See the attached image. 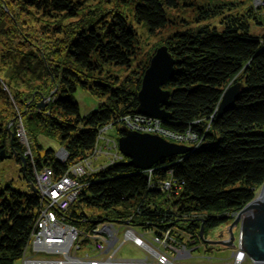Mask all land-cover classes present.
Segmentation results:
<instances>
[{
  "label": "trees",
  "instance_id": "1",
  "mask_svg": "<svg viewBox=\"0 0 264 264\" xmlns=\"http://www.w3.org/2000/svg\"><path fill=\"white\" fill-rule=\"evenodd\" d=\"M17 2L24 12L54 19L40 33L60 44L57 57L65 59L50 71L38 57L40 51L31 46L37 51L32 73L38 72L43 82L29 93L19 95L0 77V95L8 105L0 118V152L8 149L16 154L25 184L23 188L10 181L0 183V264L21 260L35 232L43 201L31 188L35 185L33 171L50 168L57 179L70 166L93 155L104 129L114 128L118 138L123 136L128 130L123 120L139 115L137 94L149 64L133 68L138 36L117 10L107 19L100 16L96 21L83 19L61 27L57 22L63 17L78 20L81 6L76 0ZM178 6L179 0H136L133 17L154 33L167 26L168 10ZM231 8L228 3L200 8L198 20L203 24L175 32L164 42L175 61V73L162 87L170 97L163 107L169 118L161 125L175 136L193 137L190 151L162 159L149 170L136 169L123 157L84 176L75 201L60 215L77 230L79 242L86 241L99 226L128 222L131 228L158 236L183 231L189 234L186 246L190 248L201 242L202 224L205 238L209 230L231 220L256 196L264 183V39L252 35L250 23L264 26V21L253 14L233 13ZM215 19L216 25L208 23ZM20 37L28 45L33 42L31 35ZM31 55L21 52L19 59L29 65ZM109 65L129 70L131 75L120 79L104 74ZM228 86L238 87V99L233 108L217 117ZM78 89L103 100L84 117L74 100ZM17 105L23 106L21 122L30 137L33 164L18 137ZM38 128L50 133L63 148L64 162L54 150H45L36 141L31 133ZM40 150L45 152L43 158ZM165 182L169 188L164 187Z\"/></svg>",
  "mask_w": 264,
  "mask_h": 264
},
{
  "label": "rangeland",
  "instance_id": "2",
  "mask_svg": "<svg viewBox=\"0 0 264 264\" xmlns=\"http://www.w3.org/2000/svg\"><path fill=\"white\" fill-rule=\"evenodd\" d=\"M81 6V14L77 19H70L63 17L58 20L57 24L61 25V27H69V23H73L74 21H82L88 19L97 20V17L103 16L104 19H107L110 15L116 12V10L123 15L131 22L133 29L136 31L138 36V44H137V56L135 62L133 63V68L141 66L142 64L149 62L150 56L155 52V50L164 45L165 40L172 36L175 32L184 30L186 28H193L198 25L203 24L204 22H199L198 20V12L200 8L204 7H212L221 3L231 4L232 12L241 13L243 15L253 14L256 18L264 21V0H179V6L176 9L168 10V18L169 22L167 26L154 33H150L146 27L137 23L134 20L133 12L134 5L136 0H76ZM249 10V11H248ZM105 15V16H104ZM56 18L55 20H57ZM54 19H47L41 17L39 14L34 11L24 12V9L20 4H18L17 0H0V77L5 79L8 85H11L13 89H16L19 93H29L35 90V87L40 86L43 81L40 79V74L37 72L32 73L35 70L34 66L37 62V57L34 59L33 56L36 55L37 52L31 46L38 49L40 54L38 57L42 60L43 66L48 67L47 69L51 71L54 64L57 62L61 63L60 60L64 63L62 59L58 58L56 48L59 49L60 44H56L52 37H46L42 32L43 27L49 26L54 23ZM208 23L217 24L218 19L210 20ZM63 25V26H62ZM251 33L254 36L261 38L264 36V26L256 25L254 21L250 23ZM31 35V45L26 44L21 35ZM38 40V41H37ZM21 52L31 53L30 59H32L31 63L28 65L27 62L23 63L19 56ZM35 54V55H33ZM29 58V57H28ZM29 60V59H28ZM30 67V68H26ZM104 74L115 75L120 79H124L125 77H129L131 72L129 70L118 68L114 66H105ZM28 74V76L26 75ZM107 74V75H108ZM6 77V78H4ZM44 77V76H43ZM38 79V80H37ZM10 83V84H9ZM51 87V85H49ZM38 91V90H37ZM41 91V90H39ZM27 95V94H25ZM24 96V95H22ZM74 100L76 101L79 107V113L81 117L88 115L91 111H94L98 108L99 104L103 102L102 99L92 96L89 92L78 89L74 94ZM41 104L44 106L45 102L42 101ZM6 103L4 99L0 95V118L4 117V113L6 111ZM41 106V107H43ZM8 107V105H7ZM3 109H5L3 111ZM23 109V106L17 105L15 106V116L18 115L17 120L15 121L16 128L18 131V137L20 143L26 148V150L30 147V137L25 131V128L22 124V119L24 116H21L20 110ZM12 113L13 110L11 111ZM31 134L36 135V141L40 143L43 149H52L55 151L57 159L64 162L66 156L60 155L62 153V149L58 144L53 140L52 135L43 131L42 128H38L37 130H32ZM51 137H50V135ZM105 139H109L110 141H117L118 134L116 129L107 128L103 134ZM166 141L170 143H175L178 145H184L190 147L188 144L194 142V138L191 137L187 140H183L182 142H177L175 140L169 139L170 137L161 136ZM32 138V136H31ZM104 141L100 142V147H104ZM111 146V145H110ZM109 146V147H110ZM36 151V150H35ZM38 151V150H37ZM111 154H114L116 151L112 148L109 151ZM36 153V152H35ZM44 150L39 151L40 157H44ZM3 155H12L11 151L5 149L3 151ZM25 155L29 158L31 164H33V155L31 151L29 154ZM24 155V156H25ZM23 156V158H24ZM97 165H101L105 167L108 165V158L104 155L100 156ZM24 165V164H23ZM24 167V166H23ZM34 172V178L35 173ZM5 181L14 182V185L25 187L23 183V172L22 166L18 163L16 156L10 159L0 160V183ZM260 189L257 190L255 195H258ZM128 222L123 224H109L108 226H113L115 230H117L116 239L114 247H119L117 253L114 255V261H138L144 263H154L156 261L155 257L141 249L135 247L132 242L126 241L123 242L125 226ZM102 227V226H101ZM100 227V228H101ZM133 231L137 234H145V240L151 245L154 249H160L158 244H155L151 241L154 236V233L149 230H144L140 227L132 228ZM186 234V233H185ZM79 235V234H78ZM218 236L217 228L209 230L206 235V240L217 241L215 238ZM102 237L98 233H93L87 236L86 241H80V247L76 246L72 248L67 256H72L77 258L80 261L88 259H105L108 254L101 255L100 252L95 249L96 243H98V238ZM235 244H237L238 237V229H236ZM215 239V240H214ZM188 240V239H187ZM187 240L183 241L182 244L185 248H189L186 246L188 242ZM197 244L191 246L189 250L191 254L186 249V253L189 258L179 260L178 263L181 264H234L235 258L233 257V253L236 248H227L220 245H208L209 250L206 249V245L202 239H200ZM101 243V242H99ZM204 244V246H203ZM161 250H163L161 248ZM111 254V253H110ZM171 255H175L174 252H171ZM66 256V255H65ZM63 254H50L47 252H35L32 249L26 252L24 258L16 262V264H25L26 260L35 259L41 261H56L63 260L65 258ZM241 264H252L249 259L245 257L242 260Z\"/></svg>",
  "mask_w": 264,
  "mask_h": 264
},
{
  "label": "built area",
  "instance_id": "3",
  "mask_svg": "<svg viewBox=\"0 0 264 264\" xmlns=\"http://www.w3.org/2000/svg\"><path fill=\"white\" fill-rule=\"evenodd\" d=\"M123 121L126 128L130 131L170 137L169 139L177 142H182L183 140L185 141L191 138L190 135L175 136L165 131L161 125V121L158 119H151L138 115V117L134 119L125 118ZM103 141L105 142L103 145L104 147H100L99 143ZM112 148L115 151L117 150L116 143L100 136L93 155L88 159H84L83 161L70 166L63 176L54 179L53 171L50 168H43L35 173V188L42 198L43 207L39 211L35 232L31 234L26 250L32 249L35 252H40L44 251L45 247H48L51 249L50 252L53 254H64L65 250L70 251L72 248H75L76 246L78 247L77 230L74 227L65 224L64 218L60 215H62V213L65 212L75 201L83 185L82 180L84 176L103 168L101 165H97L96 163L100 156L105 155L110 163L122 160V156L118 152H115L114 154L109 152ZM26 154H29V149H27ZM60 155L64 156V153H60ZM164 187L169 188V183L165 182ZM115 234V231L108 230L109 239H113ZM175 236H179L184 239L189 238V234H185L183 231H177L175 235H171L170 231H166L159 236L154 235L152 242L158 244L164 251L175 250L178 257H185L187 255V248H185V246L179 242ZM125 241H132L136 247L143 250L154 251L157 260L156 264H176L175 261H172L167 254L153 249L145 241L143 235H136L132 232V230H126ZM95 249L99 252L103 251V244L99 242L96 243ZM114 254L115 252L107 261L86 258V260L82 262L77 258L71 257L67 258L65 261H55L54 263L34 261L32 264H147L144 262L116 263L112 261ZM236 254L237 258L234 264H241L242 259H240V257L242 252L237 251ZM70 260H73L74 263ZM237 260L239 261L238 263L236 262Z\"/></svg>",
  "mask_w": 264,
  "mask_h": 264
},
{
  "label": "water",
  "instance_id": "4",
  "mask_svg": "<svg viewBox=\"0 0 264 264\" xmlns=\"http://www.w3.org/2000/svg\"><path fill=\"white\" fill-rule=\"evenodd\" d=\"M264 39V36L262 37ZM175 61L166 45L157 48L149 60L145 69L141 87L137 94V113L143 117L165 121L169 113L163 108L168 105L170 92L163 90L175 73ZM239 96L237 86H228L221 97L216 114L217 117L233 108ZM40 106H43L40 104ZM118 151L128 159V164L139 170H149L162 159L176 155L186 154L190 147L170 143L158 135L144 134L126 131L118 138ZM63 152H65L62 149ZM66 154V153H65ZM16 156V154H14ZM12 155H3L0 152V160L10 159ZM23 164L25 159L21 157ZM32 190L37 189L32 185ZM228 218H224L226 221ZM238 229L237 244L233 230ZM200 235L205 244L220 245L227 248H238L243 256L252 264H264V183L260 187L258 195L254 197L242 210H240L228 227V238L217 241L203 238V224L200 227ZM46 250H49L48 248Z\"/></svg>",
  "mask_w": 264,
  "mask_h": 264
},
{
  "label": "crops",
  "instance_id": "5",
  "mask_svg": "<svg viewBox=\"0 0 264 264\" xmlns=\"http://www.w3.org/2000/svg\"><path fill=\"white\" fill-rule=\"evenodd\" d=\"M112 228H113V226H112ZM126 229V228H125ZM102 237H100V238H98V242H102L103 243V245H104V251L101 253V255H105V254H108V251H109V249H108V247H110V245H114V239L111 241V243H110V245L106 242V239H108L109 238V236H108V234H102L101 235ZM109 245V246H108ZM160 252L161 253H165V254H167V255H169L170 256V258H173V257H175V255H171V252H173V251H164V250H161L160 249ZM175 253V252H174ZM109 254L107 255V257L105 258V259H101V260H107L108 258H109ZM150 264H156V261L154 262V263H150Z\"/></svg>",
  "mask_w": 264,
  "mask_h": 264
},
{
  "label": "flooded vegetation",
  "instance_id": "6",
  "mask_svg": "<svg viewBox=\"0 0 264 264\" xmlns=\"http://www.w3.org/2000/svg\"><path fill=\"white\" fill-rule=\"evenodd\" d=\"M232 220H228L226 222H224L223 224H220L219 226H217V231H218V235L221 234L222 238L221 240L227 239L228 238V227L231 224ZM234 235L236 234V229L233 230ZM216 240H218V236L215 238ZM214 239V240H215Z\"/></svg>",
  "mask_w": 264,
  "mask_h": 264
},
{
  "label": "bare ground",
  "instance_id": "7",
  "mask_svg": "<svg viewBox=\"0 0 264 264\" xmlns=\"http://www.w3.org/2000/svg\"><path fill=\"white\" fill-rule=\"evenodd\" d=\"M64 252L66 253L67 251L65 250ZM238 260H239V258H238ZM238 260L236 261L237 263L240 261V260H239V261H238ZM70 261H71L72 263H74L73 260H70Z\"/></svg>",
  "mask_w": 264,
  "mask_h": 264
}]
</instances>
